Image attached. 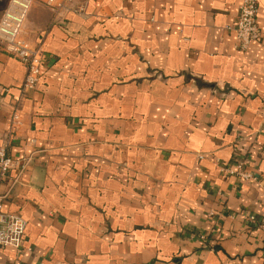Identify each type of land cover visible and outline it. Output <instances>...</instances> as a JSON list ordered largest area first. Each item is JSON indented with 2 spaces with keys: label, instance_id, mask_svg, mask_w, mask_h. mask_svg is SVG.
Segmentation results:
<instances>
[{
  "label": "crops",
  "instance_id": "1",
  "mask_svg": "<svg viewBox=\"0 0 264 264\" xmlns=\"http://www.w3.org/2000/svg\"><path fill=\"white\" fill-rule=\"evenodd\" d=\"M46 1L22 33L34 90L0 46V147L24 165L4 207L28 222L0 264H264V0L245 52L241 0ZM235 156L253 177L222 172Z\"/></svg>",
  "mask_w": 264,
  "mask_h": 264
},
{
  "label": "built area",
  "instance_id": "2",
  "mask_svg": "<svg viewBox=\"0 0 264 264\" xmlns=\"http://www.w3.org/2000/svg\"><path fill=\"white\" fill-rule=\"evenodd\" d=\"M35 0H8L4 12L0 18V46L10 55L18 58L26 68V76L22 84V92L34 90L42 76V64L44 61V51L42 46L33 45L23 37V28L31 5ZM75 0H47V7L55 11L72 9L71 5ZM74 11L83 12L84 7L79 6ZM259 2L258 0H241L239 15L233 26L237 37V50L245 52L253 41L259 40L262 36L261 27L258 22ZM20 102L13 105L12 119L19 120ZM23 168L21 160L9 155L5 148L0 147V247L24 248L25 233L27 230V220L16 212L5 210L3 185L9 178L13 168ZM225 175L239 176L240 179L247 180L253 177V173L247 170V160L235 156L233 161L221 167ZM246 220L250 224H256L264 232V215L256 216L247 214ZM193 238L207 242V235L202 233L192 234ZM31 248L28 247V250Z\"/></svg>",
  "mask_w": 264,
  "mask_h": 264
}]
</instances>
